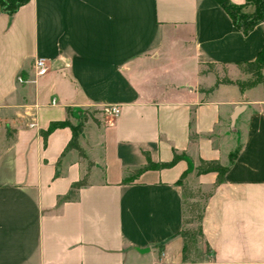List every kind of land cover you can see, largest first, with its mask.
<instances>
[{
    "label": "crops",
    "instance_id": "0c3cea01",
    "mask_svg": "<svg viewBox=\"0 0 264 264\" xmlns=\"http://www.w3.org/2000/svg\"><path fill=\"white\" fill-rule=\"evenodd\" d=\"M263 32L264 0L246 35L215 0H28L0 11V264H264V86L206 90L244 79L236 64L255 58ZM35 57L46 74L33 75ZM108 105L118 114L102 113ZM85 111V159L63 151L67 126L43 140L50 122ZM173 152V165L123 182ZM201 159L226 166L221 182L195 174ZM87 160V184L57 202ZM187 168L182 181L213 187L200 262L181 261L175 235Z\"/></svg>",
    "mask_w": 264,
    "mask_h": 264
},
{
    "label": "trees",
    "instance_id": "16d2710c",
    "mask_svg": "<svg viewBox=\"0 0 264 264\" xmlns=\"http://www.w3.org/2000/svg\"><path fill=\"white\" fill-rule=\"evenodd\" d=\"M28 0H0V11L7 15H12L21 5ZM215 2L227 13L233 24L238 30L246 35L254 25L263 20V0H244L241 4H235L229 0H215ZM264 65V32L262 34V44L257 52L255 58L251 61L239 62L236 64L238 70L245 75L244 79L231 80L226 76L217 78L213 86L206 88L211 91L219 84H233L239 90L252 87L256 84H263L264 80L261 74V69ZM69 111L68 108L65 109ZM79 111V110H78ZM81 118L72 124L68 120L50 122L45 130L42 131V138L56 127L67 126L70 129V137L64 146L63 151L75 150L79 158L85 159V154L78 144V137L81 133L84 123L91 113L81 112ZM234 154H231L232 156ZM182 158V154L173 152L172 157L167 162H150L147 160L146 164L123 179V182L129 181L132 177L139 174L148 168H163L173 165L178 159ZM92 165L91 161H86V169L81 178L73 181L67 192L57 198V202L74 199L77 190L87 184V175L89 167ZM190 169H186L181 173L177 179V184L180 187V211H181V227L176 232L181 239V261L182 262H200L205 260L210 255V248L204 239L201 231V217L204 210L206 199L211 195L213 187L208 190H203L196 183H187L182 181L183 177ZM226 166L220 164L217 160H199L194 167L195 174L205 172H216V181L219 183L223 180V174ZM161 249V245L159 246Z\"/></svg>",
    "mask_w": 264,
    "mask_h": 264
},
{
    "label": "built area",
    "instance_id": "2783aa9c",
    "mask_svg": "<svg viewBox=\"0 0 264 264\" xmlns=\"http://www.w3.org/2000/svg\"><path fill=\"white\" fill-rule=\"evenodd\" d=\"M32 70L34 76H42L46 74L48 70V64L47 61L43 57H35L32 61ZM17 81L22 82L23 79L21 76H17ZM119 112V108L116 105H108L102 108V113L109 115V116H115Z\"/></svg>",
    "mask_w": 264,
    "mask_h": 264
},
{
    "label": "water",
    "instance_id": "95a60500",
    "mask_svg": "<svg viewBox=\"0 0 264 264\" xmlns=\"http://www.w3.org/2000/svg\"><path fill=\"white\" fill-rule=\"evenodd\" d=\"M243 108V106H236L232 113L230 114V117H229V124L230 126L232 127L233 126V123H234V120L235 118L237 117L238 113L240 112V110Z\"/></svg>",
    "mask_w": 264,
    "mask_h": 264
}]
</instances>
